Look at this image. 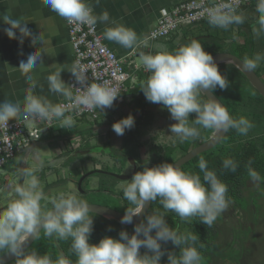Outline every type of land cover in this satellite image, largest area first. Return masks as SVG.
<instances>
[{"label": "clouds", "instance_id": "obj_1", "mask_svg": "<svg viewBox=\"0 0 264 264\" xmlns=\"http://www.w3.org/2000/svg\"><path fill=\"white\" fill-rule=\"evenodd\" d=\"M239 2L219 0L213 6L204 8L201 14L206 16L210 26L228 30L232 25L244 23L242 12H238ZM42 3L77 27H94L98 22L110 21L106 10L96 14L88 0H42ZM256 12L258 17L252 32L260 37L264 35V0H257ZM0 21L7 25L3 31L10 40H18L22 45L25 38L31 37L33 45L41 43L40 37L29 30L23 18H13L4 13L0 14ZM110 23L112 26L106 27L103 32L104 39L125 49H136L147 43L132 28L115 20ZM233 38L236 39L235 33ZM157 47L159 50L155 54L140 53L138 67L149 74L140 90L148 102L167 109L176 121L169 128L171 135L165 138H175L173 143L177 139L180 143L193 141L201 137V129L211 130L217 135L234 129L240 135H248L254 124L247 117L234 118L216 99L207 97L206 101H201L202 94L206 96L205 93L214 92L217 88L227 89L229 81L199 40H192L174 52ZM45 53L31 51L20 62L17 69L27 81V93L22 102H0V131L8 130L10 120L21 121L25 118L33 123L58 122L59 128L70 130L76 125V120L73 115L67 114L69 109L76 114L83 110L103 111L112 108L120 96L119 88L109 81L89 83L86 71L78 64L67 69L74 77L75 85L62 80L63 68L46 78L48 90L62 96L67 103L53 104L47 98L35 95L34 90L38 86L35 71L44 64L42 57ZM240 62V68L253 73L264 63V54L258 52ZM191 113H195L196 117L190 122ZM134 125L135 118L129 114L113 123L112 129L122 136ZM207 165L204 157H200L198 168L203 174L202 178L199 173L186 172L178 165L166 162L153 167L146 165L135 172L130 182L120 186L123 198L132 206L126 208L120 222L133 223L134 217L145 213L148 205L157 200L164 211L151 215L147 212L145 219L135 225L131 235L121 230L118 239L105 236L98 244L89 242L94 225L93 216L89 215L93 212L91 205L76 192L46 196L37 176L40 169L21 166L18 175L26 182L10 186L14 198L0 211V264H8L6 255L14 256L15 264H73L63 255L53 261L48 254L40 255L36 250L28 251L25 248L30 238H39L41 230L49 239H70L75 264H161V258L167 251L162 249V243L169 241L179 248V255L168 252V264H203V256L196 246L199 237L192 232L174 230L165 217L166 213L172 212L181 222L188 223L198 218L200 223L211 228L227 210L231 204L227 195L228 186ZM251 165L252 161L249 160L246 165L248 175L253 183L259 184L264 178ZM222 167L235 172L238 163L228 157L223 159ZM142 247L147 250L144 254L140 252ZM199 247L204 245L200 244Z\"/></svg>", "mask_w": 264, "mask_h": 264}, {"label": "crops", "instance_id": "obj_2", "mask_svg": "<svg viewBox=\"0 0 264 264\" xmlns=\"http://www.w3.org/2000/svg\"><path fill=\"white\" fill-rule=\"evenodd\" d=\"M179 1L181 0H99L97 4L96 0H88L96 14L106 10L109 13L110 21L115 20L117 23L132 28L138 36L147 41L145 45L139 48L125 49L114 42L104 39L103 32L105 28L112 26L110 21L97 23L98 32L101 34L105 44L114 49L121 58L125 59L126 69L130 73L127 81L132 80L130 82H132L133 87L136 89L135 95L138 93L139 84L146 81L149 75L142 67H138L140 53L154 54L159 50L157 46H162L167 51L174 52L192 40H199L203 48L214 46V43L217 42L215 46L221 47V50H217V52L235 53V50L240 51L239 46H245L244 48L249 53L248 43H252L255 38L252 29L256 26L258 17V13L256 12L257 2L246 5L241 10L244 16L243 24L232 25L228 30L212 27L208 22H199L192 25H183L166 37L152 40L149 36L151 30L156 26L163 13L170 10ZM4 13L10 14L13 18H23L27 22L29 30L40 37L41 43L33 45L31 37L25 38L22 45L18 40H10L3 31V28L7 27V25H4L0 21V102L5 100L22 102L24 100L28 84L25 77L20 74L17 68L20 62L26 59L31 51L40 50L46 53L42 57L44 64L39 65L35 71L38 86L34 90V94L47 98L53 104L62 103L65 100L62 96L48 90L46 78L57 69L63 68L65 70L61 72V78L66 84H69L68 81L71 73L67 69H70L75 64V53L66 20L45 7L42 0H0V14ZM233 33H235L236 39L233 38ZM17 35H19L18 32ZM126 92L127 90L124 88L118 99L114 101L113 107L105 109L108 111H100L98 109V117L93 118L90 115L88 117L84 115L75 119L76 125L70 129V138L75 137L74 139L76 140L74 142L82 145L85 144L87 145L86 148L73 146V138H67V141L60 134L62 128H59V123L57 122L49 129L43 131L42 134L43 138V135L48 131L50 134L48 141L59 143V145L55 144L52 146L55 148L54 154L52 156H43L34 153V161L40 158L38 163H42L43 168L50 169V166L61 167L63 164H68L63 162L65 155L74 152L75 156L87 157L91 152L97 150L105 151L103 145L106 142L110 145L108 150L121 151V149H118V146L124 143L126 137L130 135L129 132L132 130H134L132 145L138 146V144L136 145L137 140L140 142L142 141V136H147L148 141L145 143L150 146L152 139H149L152 136L155 123L156 121L162 122L163 120L157 117L156 113L168 110L159 104L150 103L147 100L144 101L141 109H135L136 103H133L134 94L126 97ZM140 95L143 96L144 94ZM200 99L201 101L205 100L203 94ZM150 106H153V109H149ZM101 113L104 118L99 120ZM122 113L126 117L134 113L136 115L134 118L137 122H135L134 127L130 130H126L122 136H118L113 131L112 125L122 118ZM195 117V114L191 113L189 116L190 122ZM135 130L140 132L139 135ZM137 135L138 139H136ZM116 141H118V144ZM37 143L38 140L32 142L25 151L20 152V154L18 153L20 162L23 161L24 164L22 162L17 165L9 162L8 168L5 165V168L2 167L0 170L2 174L17 173L21 166L28 167V157L30 159L33 147ZM141 145H145L143 141ZM128 147L130 148V146ZM16 159L17 157L13 160ZM86 165L89 166L88 164H83L82 168H78L80 174ZM31 167L40 168L36 165H32Z\"/></svg>", "mask_w": 264, "mask_h": 264}, {"label": "rangeland", "instance_id": "obj_3", "mask_svg": "<svg viewBox=\"0 0 264 264\" xmlns=\"http://www.w3.org/2000/svg\"><path fill=\"white\" fill-rule=\"evenodd\" d=\"M214 45H217V42H215ZM216 48L218 47L216 46ZM130 81H127L125 83V89L127 90V92L125 93L126 97L132 96L134 92L136 91V89L133 87L132 82ZM231 82H232V89L234 90V93H236L237 95H240L239 98L246 99L245 97L252 90L251 85L247 81L245 84H241L239 82H234V81H231ZM140 87H141V83L138 86L139 88L138 93L136 95L134 94L135 98H134L133 103H136L135 109H139V108L141 109L143 107L144 101H146L145 96L140 95L143 93L142 90H140ZM216 91L219 92V89H216ZM222 96L224 99H226V96H224L223 94ZM262 101L264 102V99H262ZM149 109H153V106H150ZM105 111H108V110H105ZM250 112L251 111L249 109L246 110L245 108H242V110L238 111V115L244 116L246 114L244 117H247L251 122H253L256 129L252 128L250 130V134L258 135L259 133H263L264 132V119L256 118V119H253L252 121ZM131 115L136 117L134 113H132ZM86 117H88V115ZM121 117L125 118L126 116L122 113ZM102 118L104 117L102 116V113H101L99 120H102ZM135 122H137L136 119H135ZM135 131L139 135L140 132L137 130ZM60 134L66 139L73 138L72 140L74 144L73 146H78L79 148L87 147V145L85 144L82 145L77 142L75 143L74 141L76 139H74L75 137L70 138L71 131L68 129H62L60 131ZM138 135L136 136V139H138ZM49 136L50 134L48 131L45 133V135H43V138L41 136V139H39L38 143L34 145L33 147L32 156L30 157V159L28 157V162H29L28 167H31L32 165H36L40 167L39 168L40 170L37 173L38 179L41 182L43 191H46L49 189L48 191L45 192V195H47L48 197L50 196L53 197V196L58 195L61 192L68 193V192L76 191L77 193H79L80 198L84 199L88 203H96V204H103V205L109 204L110 206H116V202H118V197L114 198L110 196L112 194L106 190H102L101 192H90L84 195L83 191L88 190L89 186H88V183L83 182L82 186L79 187V185H77V183L75 182V179L80 176V171L78 170V168L74 166H70L69 164H63V166L61 167L50 166V169H48L45 167L43 168L42 163H38L40 158L34 161V157H35L34 153H38L43 156L45 155L52 156V154H54L55 148L52 146L55 144L59 145V143L48 141ZM133 136H134L133 133L128 135L124 143L118 146V149H121V151L122 150H125V151L130 150L132 152L136 151L138 154H140L141 157H143V154H142L143 150L141 149L142 145L139 147L135 145H131L130 148L128 147L130 144H133ZM147 139H148L147 136H142L143 141H146ZM117 142L118 141H116V143ZM138 143L140 142L137 141L136 145ZM103 146L105 148V151H108L110 147L108 142L104 143ZM159 149L155 148V150L157 151H159ZM19 154L15 156L17 157L16 160H13L14 159L13 158L9 162L19 165L20 163ZM180 154H181V151H178V152L176 151L173 153V156L175 159H177L179 158L178 156H180ZM120 161L123 162V160H120ZM9 162L6 164L5 166L6 168H8ZM147 165L150 167L149 163ZM115 170L124 172L123 170L119 168ZM260 175L262 178H264L263 174L260 173ZM91 178L95 179L96 177L92 175ZM108 180L110 181V178H108ZM114 180H115L114 183L116 184L117 187L115 188V185H112L111 182L107 185V187L110 190L115 188L116 191H118L120 186L124 184L125 181L122 179H114ZM25 182L26 180L24 178L23 183ZM64 183H66V185H64ZM13 184H20V176L18 175V171L17 173H12V174H9V173L2 174V172L0 171V209L1 211H3L7 207V204L10 202V200L14 198L11 187H10ZM47 184H49V186ZM57 185H61V186L64 185V186L55 187ZM235 201L243 210V213H242L243 220L241 221L239 220V217L237 216V213H236V209L234 208V203L231 202L227 210L223 212L224 218L220 221V226H219L222 233L220 234L219 239H217V244L211 249L210 255L212 256L213 254L212 251H214L218 254H224L226 256H229V258L232 259V261H237V258H240L242 264H264V179H262L259 184H256V183H253L250 178L247 186L244 189V195L242 197L237 198ZM118 205H120L119 202H118ZM257 211L260 214H259V217H258V214H256V218H254V220H256L257 218H260V220H262L261 222L263 226L261 227L262 229L261 235L251 233V232H254L253 231L254 229L258 230V228L260 227V225L258 227L257 225H255L253 230H251V227H250V222H252L253 220L252 215H255ZM207 262H208V258H206V256H203V264H207ZM227 263L232 264L233 262L230 261ZM227 263L224 262L223 264H227Z\"/></svg>", "mask_w": 264, "mask_h": 264}, {"label": "trees", "instance_id": "obj_4", "mask_svg": "<svg viewBox=\"0 0 264 264\" xmlns=\"http://www.w3.org/2000/svg\"><path fill=\"white\" fill-rule=\"evenodd\" d=\"M208 22V21H205ZM252 43H248V46H250ZM245 46H242L244 48ZM204 50L211 55L216 53L217 50H221V47L216 48V46H208L204 48ZM260 53L259 48L257 49L256 44L251 45V50L249 51L248 55L252 56L255 53ZM243 57V55H242ZM218 68H219V64ZM229 81V94L228 98L230 99V102L232 104H241L245 102H252L253 100L249 101V97H245L246 99L239 98L240 95H237L234 93V90L232 89V80L228 78ZM216 92V90H215ZM257 97L255 98V101L260 102V99H264V96L261 95L258 91ZM205 101L208 99L206 96H203ZM238 111H232L229 110V113L234 117L238 118L240 117L237 114ZM211 130H207V134L203 135V131L201 132L204 136L203 138L206 139L210 133ZM198 138L193 141H186L184 143H180L177 148H181V154L180 156L187 153L190 149L200 144L201 140L203 138ZM176 149V145L169 148L167 151V154L165 156L164 161H158V165L162 162L166 163H174L177 159L174 158L173 153ZM178 156V157H180ZM200 157H204V159L208 162V169L213 170L216 172L218 178L224 182L228 186V197L230 198L231 202H235V200L239 197H242L244 195V189L248 184V181L250 179L247 171L246 165L248 164V161H252L251 167L258 171L259 174L264 175V134L261 137L256 136H243L237 133L234 129H230L227 131L226 136L223 138V140L216 145L215 147L204 151L194 158H192L190 161L186 162L184 165H182L180 168L183 171L191 172V173H199L202 178V173H200L198 168V161ZM231 157L238 163L237 170L235 172H232L230 170H224L222 167V161L225 158ZM146 166V165H145ZM122 198H123V191H122ZM123 203H121V209L125 212L126 208L132 207L128 201H126L123 198ZM48 207H51V204H48ZM164 209L162 205L159 203V201H155L150 205V208L148 210V214L151 215L156 212H163ZM90 216H93L94 219V225H93V231L91 233V236L89 238V242L93 244H98L100 239L104 238L105 236H110L113 238H119V233L121 230L127 231L130 235L134 232V227L136 224L140 223L142 220L145 219V217L139 221L138 223L132 224V225H126L122 224L121 222L115 220V219H109L106 218L98 213L90 212ZM167 223L170 227H172L174 230H177L179 232H192L193 234H196L199 239L197 242V247L199 251L201 252L202 256H206L208 258V261L210 260V251L211 249L217 244L218 239V232H219V217L215 224L209 228L208 226L202 224L199 222L198 218H193L192 223L188 222H181L179 217L175 215V213L168 212L166 213L165 217ZM154 235V232L152 233ZM203 244L204 247L200 248L199 245ZM71 240H56V239H49L48 237L44 236L43 231L40 232L39 238L36 239L30 247H28V251L36 250L38 254L44 255L48 254L51 256L53 261H55L60 255H63L67 257L69 260L73 261V264H75L76 257L72 253L71 248ZM162 249H166L165 255L161 258V264H168V252H173L177 256L179 255V248L174 246L170 241L166 244L162 243ZM147 250L143 247L140 249L141 254H144ZM214 253V251H212ZM15 260V259H14ZM14 260L8 262V264H15Z\"/></svg>", "mask_w": 264, "mask_h": 264}, {"label": "flooded vegetation", "instance_id": "obj_5", "mask_svg": "<svg viewBox=\"0 0 264 264\" xmlns=\"http://www.w3.org/2000/svg\"><path fill=\"white\" fill-rule=\"evenodd\" d=\"M254 44H256L257 49L259 48L260 53L264 54V35H261L260 37L255 36L251 45H254ZM251 45L249 46V51L251 50ZM239 49H240V51H238V50H237L238 52L235 51V54L239 55L243 59H245V57L251 58L252 56H254L256 54L255 53L252 56H249L247 54L248 50H246L245 48H242V46H239ZM242 55H243V57H242ZM219 65H220L219 66L220 72L222 74L226 75L227 78L231 79L234 82H239L241 84H245L247 81L252 87V90L250 91V93L246 97H249V101L250 100H253V101L248 102V103L245 102V103H241V104H237V105L232 104L230 102V99L228 98V94H229L228 88L225 90H221V89L217 88V89H219V92L216 91V93L221 98V100L224 102L228 111L230 109L232 111H240V110H242V108H245L246 110L249 109L251 111L250 116L252 117L251 118L252 121H253V119H256V118H263L264 119V102L262 101V99H260L259 100L260 102H258V101H255V98H252V97H257L256 92L257 91L259 92V90L256 89L251 84V82L246 77V75L240 69H238L234 64L219 63ZM255 71L258 73V75L260 76V78L264 82V63H262L261 66L258 67ZM222 94L224 96H226V99L223 98ZM156 114H157V117H159L160 119H163V120H162V122L156 121V123H155L156 125L154 126V129L152 131V136H150L151 138L149 139V140L152 139L150 146H148L145 143L146 141H148V139L146 141L142 140L143 143L145 144L144 146L142 145V147H141V149L143 150L142 151L143 157H141L140 154H138L136 151H133V152L132 151H125V150L118 151V150H113V149H110L108 151L98 150L95 152H91L87 155V157L75 156L73 154L74 152H71V153L65 155L63 162L68 163L70 166H74L76 168H80V167L82 168L83 164L89 165V166L86 165V167L83 169L80 176L75 180L77 185H79V180L81 179V177L83 175H86L85 178L83 179L82 183L83 182L88 183L89 189L83 191L84 195L88 194L90 192H101L102 190H106L112 194L110 196H112L114 198L118 197V202L120 205H118V202H116V206H110L109 204H104V205H107V206H110L112 208L123 211L121 209V203H123L122 202L123 201L122 188L120 187L119 190L116 191L115 188L117 186L114 183V181H115L114 179L124 180L125 183L122 185H125L128 182H130V179L135 172L141 171L145 167V165H147L148 163H149L150 167H153V166L158 165L159 160L164 161L165 156H166L169 148L176 145V149L174 152L181 151V148H179V149L177 148V146L180 144L178 139L176 140L175 143H173V139H175V138H165V137L171 135L169 128L172 124L175 123V121L171 118L170 113L168 111H163V112L159 111ZM237 114H238V112H237ZM253 129H256L255 126L253 127ZM202 131L204 133L203 135L207 134V130L201 129V132ZM129 133L131 134V133H133V131H130ZM211 134H212V132L210 133V135L206 139H204L203 138L204 136L202 135L201 138H203V139L201 140L200 143L207 140L211 136ZM263 134H264V132L259 133L258 135H256V134L252 135V134H250V131H249L248 136H252V137L256 136L259 138V137L263 136ZM142 141H140V143H138V147L141 146ZM131 145L132 144H130L129 146L131 147ZM155 148L156 149L160 148V149H159V151H157V150H155ZM120 160H123V162H121ZM114 168L115 169L119 168V169L123 170L124 172L117 171ZM124 169H126V170H124ZM98 174H99V176H98ZM92 175H94L96 178L92 179L91 178ZM120 175H131V176L127 177V178H121ZM108 178H110V181L108 180ZM110 182L112 185H115V188H113L112 190H110L107 187V185ZM47 185L49 186V184H47ZM64 185H66V183H64ZM64 185H62V186L57 185L55 187H63ZM48 190H46V191H48ZM46 191H44V193ZM74 192H76V191H74ZM233 203H234V208L236 209L237 216L239 217V220L240 221L243 220V216H242L243 210L236 203V201ZM0 211H1V209H0ZM251 214H252V212H251ZM256 214H258V217H259L260 213L257 211L255 213V215H252L253 220H252V222H250V227H251V230H253L255 225H257V227L260 225V227L258 228V230L254 229L253 230L254 232H251V233L261 235V233H262L261 227L263 226L262 222H261L262 220H260V218H257L256 220H254V218H256ZM223 218H224V213H222L219 216V224ZM221 233L222 232L219 229L218 239H219V236ZM209 259L210 260L207 262V264H223L224 262L227 263L230 261L233 262L232 264H242L240 258H237V261H232V259H230L229 256H226L224 254H218L216 252H214L212 254V256L210 255ZM227 264H230V263H227Z\"/></svg>", "mask_w": 264, "mask_h": 264}, {"label": "built area", "instance_id": "obj_6", "mask_svg": "<svg viewBox=\"0 0 264 264\" xmlns=\"http://www.w3.org/2000/svg\"><path fill=\"white\" fill-rule=\"evenodd\" d=\"M218 2L219 0L179 1L170 10L163 13L156 26L151 30L150 38L157 40L170 35L183 25L208 21L206 16L201 14L203 9ZM254 2L257 0H240L239 9ZM67 25L75 53V64L86 71L89 83L109 81L113 86L119 88L121 94L130 77V73L126 69L125 59L105 44L98 32L97 24L94 27L87 25L77 27L67 22ZM68 82L70 85H75L72 74ZM76 86L78 87V85ZM73 92L75 93L76 90L73 89ZM62 103H67V101L64 100ZM67 114L73 115L75 119L84 115L96 118L98 117V109L94 111L83 110L79 114L69 109ZM56 123H33L26 118L21 121L10 120L8 130L0 131V169L18 153L25 151L32 142L41 139L43 131Z\"/></svg>", "mask_w": 264, "mask_h": 264}, {"label": "water", "instance_id": "obj_7", "mask_svg": "<svg viewBox=\"0 0 264 264\" xmlns=\"http://www.w3.org/2000/svg\"><path fill=\"white\" fill-rule=\"evenodd\" d=\"M245 7H246V5L241 7L238 10V12L241 11L242 9H244ZM212 56H213V58L217 64H219V63L234 64L238 69H240L246 75V77L249 79L251 84L256 89H258L259 92L264 96V82L260 78L258 73L256 71H254L253 73L250 71H247V70L244 71L242 68H240L238 66L241 64L240 61L244 60L243 58H241L239 55H237L235 53L224 52V51L216 52V53L212 54ZM229 61H232V62H229ZM205 95H206V97H210V98L218 100L223 106L226 107L224 102L221 100V98L217 95V93L215 91L211 92V93H205ZM226 109H227V107H226ZM226 134H227V132L217 135V134H214L212 132L211 136L207 140H205L204 142H202V143L198 144L197 146L193 147L192 149H190L187 153H185L184 155L179 157L173 164L181 167L182 165H184L186 162L190 161L192 158H194L198 154H200L204 151H207V150L215 147L216 145H218L222 141V139L225 137ZM85 176L86 175H83L81 177V179L79 180V187L82 186V181L85 178ZM130 176L131 175H120L121 178H127ZM23 181H24V178L20 177V184H23ZM89 204L91 205L93 212L98 213V214H100L106 218H109V219H115L119 222L121 221V218L123 217V215L125 213L121 210L112 208V207L107 206V205L96 204V203H89ZM150 205L151 204H149L148 207L145 209V213H142L140 216L134 217L133 223L126 224V225H132V224H135V223H138L139 221H141L145 217V214L148 212ZM34 241H35V239L30 238L29 241L26 243L25 248L27 249L28 247H30ZM14 259H15L14 256L6 255V260L8 262H10Z\"/></svg>", "mask_w": 264, "mask_h": 264}]
</instances>
